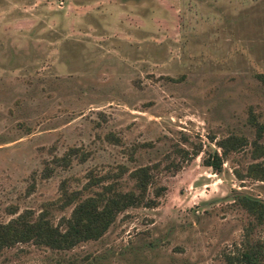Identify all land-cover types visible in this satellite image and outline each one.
I'll return each instance as SVG.
<instances>
[{"label":"rangeland","instance_id":"obj_1","mask_svg":"<svg viewBox=\"0 0 264 264\" xmlns=\"http://www.w3.org/2000/svg\"><path fill=\"white\" fill-rule=\"evenodd\" d=\"M258 73L264 0H0V221L46 208L57 223L63 186L137 190L144 165L156 200L70 248L4 247L0 264H237L247 231L264 242L236 199H264L246 175ZM230 134L246 143L216 171L204 158Z\"/></svg>","mask_w":264,"mask_h":264},{"label":"trees","instance_id":"obj_2","mask_svg":"<svg viewBox=\"0 0 264 264\" xmlns=\"http://www.w3.org/2000/svg\"><path fill=\"white\" fill-rule=\"evenodd\" d=\"M264 81V73H258ZM251 123L255 126L252 157L255 160L248 164L246 175L264 180V144L258 139L264 133V123L259 122L253 115ZM246 143L242 135L230 134L217 141L221 153L214 150L204 158V163L219 171L222 166V155L231 149H237ZM74 149V148H72ZM61 159H66L62 156ZM240 176V172H236ZM137 190H121L113 183L103 184L102 188L93 194L80 197L76 190L62 187L61 204L74 202L68 216H62L57 223H53L46 208L36 215L30 209H25L7 221H0V251L4 247L17 242L32 241L45 244L52 248H70L87 239L100 237L115 220L116 215L128 206L147 205L156 203L154 198L147 196V188L152 179V173L147 165L132 170ZM238 203L253 217L252 224L264 225V199L247 193L237 195ZM229 260L237 264H262L264 259V242L260 239L251 240L248 231L243 246L236 254L229 255Z\"/></svg>","mask_w":264,"mask_h":264}]
</instances>
